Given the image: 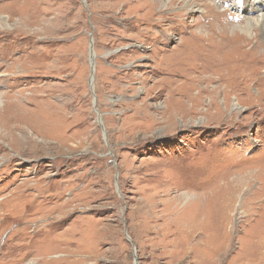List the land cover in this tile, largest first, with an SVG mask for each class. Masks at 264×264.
Returning a JSON list of instances; mask_svg holds the SVG:
<instances>
[{
	"label": "rangeland",
	"instance_id": "1",
	"mask_svg": "<svg viewBox=\"0 0 264 264\" xmlns=\"http://www.w3.org/2000/svg\"><path fill=\"white\" fill-rule=\"evenodd\" d=\"M15 2L22 1L0 0L1 17L14 12ZM31 6L36 15L28 42L22 35L5 36L12 21L10 29L0 27V98L23 94L15 104L19 129L3 125L2 111L14 110L10 100L0 107L5 136L0 143V203L18 190L24 197L12 205L28 209L26 217L20 212L23 217L16 219L8 212L11 204L0 207V264L67 261L56 255L66 247L57 237L79 220L83 230L98 237L93 246H72L78 252L88 246L95 251L89 260L75 255L72 261L81 264H202L201 259L264 264V248L253 237L264 229V95L254 91L257 80L249 81L250 94L240 97V91L231 90L234 79H240V63L236 52L222 49L233 45L224 43L225 37L240 33V26L256 25L264 0H26L24 7ZM256 26L250 38L264 34ZM223 58L228 61L222 63ZM26 67L31 72L21 73ZM219 87L230 97L223 116L208 107L210 97L202 103L192 98L196 106L187 121L173 116L188 103V95L203 88L217 89L223 109ZM48 107L64 111L70 123L67 135L76 133L78 147L68 150L49 141L43 125L50 122ZM165 109L171 112L164 124L156 117L151 125L143 114L155 116ZM245 179L250 184L241 189L221 229L216 198L224 187ZM49 183L50 191L41 190ZM79 193L76 207L63 211L76 210L49 221L51 209ZM204 203L210 205L206 228L182 221ZM191 204L194 208H186ZM141 213L144 219L147 215L144 223ZM153 214L160 219L149 220ZM16 230L26 237L14 234L8 240ZM206 234L225 241L211 258L202 257ZM254 246L258 252L252 254Z\"/></svg>",
	"mask_w": 264,
	"mask_h": 264
},
{
	"label": "bare ground",
	"instance_id": "2",
	"mask_svg": "<svg viewBox=\"0 0 264 264\" xmlns=\"http://www.w3.org/2000/svg\"><path fill=\"white\" fill-rule=\"evenodd\" d=\"M21 1L22 2H15V3L12 4V6H14V12L8 13V15H6V17H1L2 14L0 15V27H3V26L5 27L6 26L7 29H10L11 24L9 25V23L12 21L13 22V27H11L12 29H11V31H9V33L8 32H5V36L15 35V39H18V36H21L22 35V36H24V40L28 42L31 39L32 35H34L33 33L31 34V31L33 30L32 27H33V24H34V22H33L34 20H32V19L35 18L36 11L33 9V6L29 7L30 9L25 8L24 7V3L26 2V0H21ZM212 9H213V7H212ZM0 13H1V10H0ZM15 14L20 15V17L19 16L16 17ZM12 15H13V17H12ZM216 15L218 17H222L220 14H216ZM254 22H255L256 25H258L261 28V30H264V14L259 15L258 18H256V20ZM37 23H41L40 20H38ZM37 23H35V24H37ZM256 25H253L251 23H248L247 25L240 26V33L234 32L232 36H230V37L227 36V37H225V41L223 40L224 43L227 41V42H229V43H231L233 45H230V44L227 43L228 44V47H226L227 45H224L222 47V49H226L229 52H231V51L236 52L235 53L236 55L234 54V52L233 53L231 52V53L234 54L233 56H234L235 61L237 63H240V79L239 78L238 79H234V86H233V88H231V90H234L233 92H239L240 91V97L245 93V91H246V93H248L247 91L250 92V90H247L246 89L248 87V83H249L250 80H257V81H255V84H257V85L255 86L256 88H254V91L258 92L261 95H264V73L260 72L261 70H264V34L262 33V34H259L258 35V33H255L254 37H252V38L249 37L250 36V30H252V28L255 30L257 28ZM224 26L225 27L227 26L226 23H224ZM224 26L222 27V29L224 28ZM225 30H226V28H225ZM7 34H10V35H7ZM222 34H225L226 35V32L224 30H222ZM221 39H224V35H223V37H221ZM235 43H237V46L234 45ZM229 45H230V47H229ZM219 50H220V48H219ZM179 52H177V53H179ZM182 52H183V50H182ZM258 53H259V55H258ZM225 61H228V59L227 58H223L222 59V63L225 62ZM15 63H17V62H15ZM29 63L32 64V62H30V61H29ZM16 67H17L16 64L12 65V68L15 69V71H16ZM6 70L7 71H5V73H9V72L11 73V71H12L10 67H7ZM31 70H32V68L26 67L24 70H21V73L29 74L31 72ZM209 80L216 82V80L215 79H212V78L211 79L209 78ZM217 82H219V81H217ZM237 84L240 85V90H235L237 88ZM261 86H263L262 89H259V87H261ZM218 89H220V87ZM219 91H220L219 95L221 93L224 94L223 101L225 103H224V108L223 109H220L219 108V105H218V102H217L218 101L217 100V98H218L217 89L208 90V88H203V89H199L198 90V92L196 93V96H194L193 93L190 94V95H188V99H187L188 100V103L185 104L186 109H185L184 106H183V108H181V106H180L181 104H179V106H180L179 111H178V113H173V116L176 117L179 121H184V122L187 121L189 119L188 117H190V115L192 114V111L191 110L194 109V107L196 106V105H192V103H191V100H192L193 97H195V100H198L199 103H202V101H203V99L205 97H210L208 99V101H207V103L209 104L208 107H212V108H214L216 110L217 117H220L221 115L223 116L224 113L227 112V110L230 107V100H229L230 97L227 94V92H224L223 93V91L221 89ZM248 94H250V93H248ZM22 96H23L22 92H18L15 95L5 94V95L1 96V98H0V107H1L2 103L4 102V100H10L9 103H11L13 105V109H14L12 111V113L9 112V114H7V112H5V111H2L3 115H6L4 117L5 120H4V118L2 119V120H4V123L1 122V123H3V125L5 127L6 126H10L12 129H19V128H17V126H15L17 124H14L15 123V120L19 119V118L16 117L17 114L20 113V110L16 108L15 104H16V102H19V99L22 98ZM29 96H30V94H29ZM255 99H257V98H255ZM255 99H254V101L252 99V101L255 102ZM258 101L259 100H257V102ZM235 106H236V108H238L239 104L233 105V106H231V108H234ZM241 108H244V107L240 105V109ZM48 109L50 110V112L47 113V115H45V116L48 118V120L50 122L49 123H46V124H43V125H46L44 127V130L49 135H51V138H48L49 141L51 140V141L55 142V144L58 147H65L68 150H71L72 148L78 147L81 143L74 141L75 136H76V133H74L71 136H68L67 135V133H68L67 132V129L70 126V123H68V119L66 118V115H65L64 111L62 112V110L60 111L59 109L53 110L50 107H48ZM169 109H170V107H169ZM169 109H165L161 113H159V114H157L155 116L149 115L147 113H143V114L145 115V119L148 118V119H150L152 121L151 125L154 124L156 117H159L160 120H163V124H164L166 122L165 118H168L167 117V114H169L171 112V110L168 111ZM137 114H135V115H137ZM141 115H142V112H140L137 116L140 118ZM46 117H44V118H46ZM142 118H143V116H142ZM176 118H174V119H176ZM156 122H160V121L157 120ZM20 123H21V121H20ZM168 124L166 125L167 127L169 126ZM24 125H26V124H24ZM28 129H30V128L28 127ZM26 132H24V133H26ZM2 135H3V132L0 131V143L4 144L5 136L4 135L2 136ZM33 140H34V138H33ZM15 142H16V140H15ZM31 142H33V141H31ZM27 143H29V142L27 141ZM23 154L26 155V152L23 153ZM22 157H24V156H22ZM249 184L250 183H249L248 179L247 180L245 179V181L242 180L241 182H238L237 181L234 184H230L229 187L228 186L227 187H224V189H225L224 194L221 193L220 195L217 196L216 200H217L219 206L221 207V213H220L221 216H222L221 219L224 220V222L220 226L221 229L223 228V225L225 223V220H226V217H227V212H228V210H230V209H232L234 207V203H235V201H236V199L238 197V194L240 193L241 189L247 188L246 186L249 185ZM48 187H50V183L49 184H45L44 186L42 185L41 186V190L45 189V191H46V188H48ZM48 190H49V188H48ZM55 192H56V190H55ZM81 193H79L77 195H71L72 198L69 197L64 203L58 204L53 209H51V211H50V217L51 218L49 219V221H56V220H59V219L61 220L62 218H65L68 214H70L72 211L76 210L74 208V210L71 209V210L63 211L64 209H67L70 206L72 207L73 205H75L74 203H78L77 202L78 199L79 198L81 199V196H80ZM39 194H40V192H39ZM10 197H12V198L8 202L5 200L2 204L0 203L1 204L0 207L3 208V207H6L7 206L6 204H11V206L9 207L10 209L8 210V212L13 213L15 215L17 214L18 216L16 217V219H21L23 216L26 217L27 215L24 214V213L27 212L26 210H28V209L25 206H23L22 209L18 211V207L20 206L19 203L16 204V205H12L13 204V201H12L13 199H15V200L18 199V198L20 199L21 197H24V195L23 194H20V191L16 190L14 192V194L11 195ZM157 197H155V198H157ZM40 198H41V196H40ZM153 198L154 197H152V199ZM147 199L148 200H146V203L145 204H148L150 202L151 197H149ZM179 199H180V196L177 199H173V202L175 203ZM251 199H252V197H251ZM44 201H45V199H43L39 203L38 206H42V203ZM80 203H81V200H80ZM80 203H79V206H80ZM204 204L205 205L201 206L199 209H196L195 211L193 209V213L191 214L192 216L189 217V218H187V219H184L182 221L183 222H187V224L194 225L195 227L201 226L202 228H206L207 227V220L209 218L210 205L207 204V203H204ZM76 205L78 206V204H76ZM87 205H88V202H87ZM151 206H154V205H151ZM192 206L193 205L191 204L190 206H187L186 208H188V207H189L188 209L194 208ZM73 207H76V206H73ZM144 209H146V207ZM152 209H153V207H152ZM167 210H168L167 212H170V208L169 207H168ZM183 210H185V209H183ZM20 212H22L24 215L23 216L19 215ZM55 213H58V215L53 217V215ZM143 216H142V213H141L140 219H141V222L144 223V220L146 219L147 215H146L145 219L143 218ZM152 216L153 217L151 219H149L151 221H153V220H159L160 219L159 216L157 218L154 214ZM163 220H165V218ZM146 222H147V220H146ZM41 223L44 224V227H46L47 224H48L46 222V220L45 221H42ZM26 224H28V223H26ZM40 224H37L36 227L39 228L38 225H40ZM82 224H83V220H79V221L75 222L73 224V227L67 228V230H65L64 233H61L59 235V237H57V239H58L57 242H61V243H64L65 242L66 243V245H65L66 247L64 246L65 249H63L61 251L59 250V253L56 254V255L57 256L59 255V257L60 256L61 257H65V259H68V260L67 261H63L62 260V261H59L57 263H53L52 262L51 264H81V261L82 260L81 261H75V260L72 261L73 260V257L75 255L82 256V258L87 259V260H89L90 258H94L93 256H95L96 254H95V251L92 249V247H89L88 246V248H85V250H83L82 252H78V250H77L78 248L76 249V251L72 248V246H74V245H75V247L76 246L79 247L80 243H82V242L89 243V245L93 246L94 241L98 240V237H96V239L93 237V236H95V234L93 232H91L90 230L89 231L88 230H83L82 229ZM180 224L181 223H179V225ZM75 225H77V226L74 227ZM176 225H178V224H176ZM227 226H229V225H227ZM259 231L260 232H257V234L253 235L254 239H257L255 241L256 243H254V244H256L258 248H264V245H263V243H264V229H260ZM223 233L221 232L222 236H223ZM14 234H16V235H18V234L19 235H23L24 237H26V233L21 232V231L19 232L18 230H16V231L12 232V234H10V236H8V240L11 237H13ZM79 237H80V239H79ZM219 237H220V235H218V234H215V236L213 235V237L211 236V234L210 235L209 234H206V237H205V239L203 240V243H202V245L204 247L203 248V255H202L203 258H204V254L206 256L208 254L210 256V258L212 257V255L215 256V255L220 254V251H222V249L225 246V244H224L225 241L224 240H220ZM75 239H77L79 241H76ZM186 239H187V236H186ZM77 242H80V243H77ZM258 244H260V245H258ZM257 247L256 246H254L253 248L251 247L252 251L249 249L252 252V254L258 252V248ZM255 248H257V249H255ZM250 251H249V253H250ZM201 252H202V249L200 250V253H199L200 258H201ZM201 262H202V264H209L208 262L204 261V259L203 260L201 259ZM45 264H50V263H46L45 262Z\"/></svg>",
	"mask_w": 264,
	"mask_h": 264
},
{
	"label": "water",
	"instance_id": "3",
	"mask_svg": "<svg viewBox=\"0 0 264 264\" xmlns=\"http://www.w3.org/2000/svg\"><path fill=\"white\" fill-rule=\"evenodd\" d=\"M90 51H91V57H90L91 59L90 60L92 62L93 61V51H92V48L90 49Z\"/></svg>",
	"mask_w": 264,
	"mask_h": 264
}]
</instances>
